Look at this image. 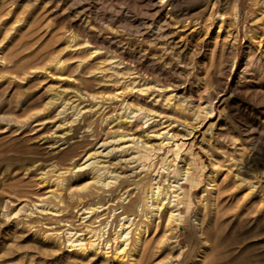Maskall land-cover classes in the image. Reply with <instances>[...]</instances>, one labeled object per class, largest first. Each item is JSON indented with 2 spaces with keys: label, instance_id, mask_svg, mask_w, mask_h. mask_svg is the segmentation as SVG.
<instances>
[{
  "label": "rangeland",
  "instance_id": "rangeland-1",
  "mask_svg": "<svg viewBox=\"0 0 264 264\" xmlns=\"http://www.w3.org/2000/svg\"><path fill=\"white\" fill-rule=\"evenodd\" d=\"M0 264H264V0H0Z\"/></svg>",
  "mask_w": 264,
  "mask_h": 264
},
{
  "label": "bare ground",
  "instance_id": "bare-ground-1",
  "mask_svg": "<svg viewBox=\"0 0 264 264\" xmlns=\"http://www.w3.org/2000/svg\"><path fill=\"white\" fill-rule=\"evenodd\" d=\"M230 2H231V0H230ZM229 3V2H228ZM214 7V6H213ZM238 10V9H237ZM171 138V137H170ZM176 146V145H175ZM66 156V155H65ZM130 159V158H129ZM184 173V172H183ZM186 174V177H187V175H188V173L187 172H185ZM155 194V193H154ZM157 194V193H156ZM163 202H164V200H163ZM260 203V202H259Z\"/></svg>",
  "mask_w": 264,
  "mask_h": 264
}]
</instances>
